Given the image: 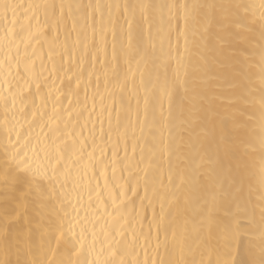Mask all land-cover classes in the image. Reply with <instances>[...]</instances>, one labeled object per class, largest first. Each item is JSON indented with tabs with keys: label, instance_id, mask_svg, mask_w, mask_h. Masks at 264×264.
<instances>
[{
	"label": "snow or ice",
	"instance_id": "6c2138e0",
	"mask_svg": "<svg viewBox=\"0 0 264 264\" xmlns=\"http://www.w3.org/2000/svg\"><path fill=\"white\" fill-rule=\"evenodd\" d=\"M0 264H264V0H0Z\"/></svg>",
	"mask_w": 264,
	"mask_h": 264
},
{
	"label": "bare ground",
	"instance_id": "6f19581e",
	"mask_svg": "<svg viewBox=\"0 0 264 264\" xmlns=\"http://www.w3.org/2000/svg\"><path fill=\"white\" fill-rule=\"evenodd\" d=\"M24 3L28 2H40V0H22ZM67 2V0H66ZM70 2H79V0H70ZM97 2H107V0H97ZM191 2V0H189ZM99 17H97L98 19ZM196 41L200 42L199 34L195 37ZM183 48V40H181V50ZM45 47V51H46ZM197 49L194 48L193 51H196ZM206 55L211 59V52L208 51ZM204 87L207 89L208 94L210 97H212V103L211 104H205V108L207 111L200 113V120L199 124L209 129V131L213 130L215 125L218 123L219 114H222L226 107L227 102L226 99H222L223 97H226L228 95V85L224 80H217V79H209L207 83L204 85ZM254 167H253V182L258 186L259 184V154L257 153L255 156L254 161H252Z\"/></svg>",
	"mask_w": 264,
	"mask_h": 264
}]
</instances>
